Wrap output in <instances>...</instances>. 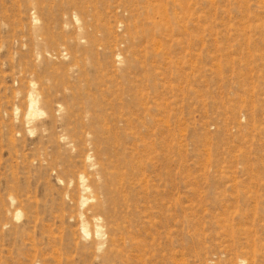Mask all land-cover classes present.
<instances>
[{"label":"rangeland","instance_id":"rangeland-1","mask_svg":"<svg viewBox=\"0 0 264 264\" xmlns=\"http://www.w3.org/2000/svg\"><path fill=\"white\" fill-rule=\"evenodd\" d=\"M0 264H264V0H0Z\"/></svg>","mask_w":264,"mask_h":264}]
</instances>
